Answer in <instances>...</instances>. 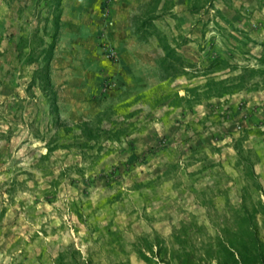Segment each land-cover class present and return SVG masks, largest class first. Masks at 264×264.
<instances>
[{
	"label": "rangeland",
	"instance_id": "obj_1",
	"mask_svg": "<svg viewBox=\"0 0 264 264\" xmlns=\"http://www.w3.org/2000/svg\"><path fill=\"white\" fill-rule=\"evenodd\" d=\"M148 2L67 0L63 7L61 0L55 30L50 0H0V211L6 208L0 214V264H56L67 244L88 264H178L170 253L175 228L194 221L213 233L240 203L245 181L232 139L242 129L243 146L259 158L254 169L261 189L250 190L262 204L256 221L264 244V88L212 97L191 109L138 102L130 109L141 108L134 119L144 127L120 143H106L111 150L96 160L84 162L74 147L40 157L53 133L52 117L39 88H27L34 65L26 55H38L52 38L51 70L68 74L58 113L70 123L157 87L176 90L203 81L161 78L157 40L140 41L134 32V16ZM191 2L173 0L172 9L154 21L169 39L188 38L180 48L187 59L206 65L219 54L254 63L259 47L246 44L239 30L264 42V0H214L229 22L211 9L192 13ZM115 27L123 37L113 36ZM52 179L57 182L50 185Z\"/></svg>",
	"mask_w": 264,
	"mask_h": 264
},
{
	"label": "trees",
	"instance_id": "obj_2",
	"mask_svg": "<svg viewBox=\"0 0 264 264\" xmlns=\"http://www.w3.org/2000/svg\"><path fill=\"white\" fill-rule=\"evenodd\" d=\"M214 0H192L190 11L198 13L201 9H211L215 15L221 16L229 22L221 11L214 6ZM54 7L53 25L55 30L60 24L61 0H50ZM173 0H149L147 8L140 16H134V32L140 41H146L149 36L155 37L158 46L163 51L158 64L161 78L174 81L178 76H184L188 81L202 78L197 84H186L180 89H169L161 86L152 90L150 95L138 94L131 100L117 105H109L98 111L90 118L75 122L61 119L58 113V92L51 81V60L53 57L55 40L44 44L40 53L34 56L27 53V64L34 65L28 87L36 85L45 96L52 117L53 133L45 141V153L42 159H48L57 149H78L82 160L89 163L96 160L103 152L111 149L106 143H120L135 131L142 129L134 117L141 108L130 109L138 102L150 108L159 104H166L171 109H191L212 97H225L241 91H254L264 88V42H258L239 30L247 39L246 44L259 47L252 55L254 63L240 64L230 62L217 54L206 65H199L187 59L180 48L189 40L182 35L171 39L158 28L154 21L161 19L172 9ZM219 28L220 25L214 21ZM253 48V47H252ZM217 73H223L216 75ZM182 90V93H180ZM239 137L232 139V147L236 155V166L240 168L245 183L241 187L240 203L230 208L221 221L214 225L213 233H209L205 226L192 221L175 228L172 233L171 257L178 264H264V244L260 241L256 216L262 207L261 202L253 201L251 188L261 189L258 175L254 169L259 161L257 153L243 146L244 133L242 129ZM77 172L83 169L74 166ZM70 167L61 169L58 177L66 174ZM57 182L52 179L50 185ZM16 181L11 180L13 188ZM8 193H11L9 190ZM2 208L0 214L5 213ZM56 264H88L81 252L72 244L65 245L55 258Z\"/></svg>",
	"mask_w": 264,
	"mask_h": 264
},
{
	"label": "crops",
	"instance_id": "obj_3",
	"mask_svg": "<svg viewBox=\"0 0 264 264\" xmlns=\"http://www.w3.org/2000/svg\"><path fill=\"white\" fill-rule=\"evenodd\" d=\"M67 0H63V7H65V2H66ZM63 11H64V13H65V8L63 9ZM110 32H112L113 33V36L114 37H116V36H120V37H123L124 36V32L122 33V32H120V30L117 28V27H115V28H112L111 30H110ZM117 38V37H116ZM125 43H126V41H123V46H122V50L123 49H125ZM51 81L55 84V85H60V90H59V92H58V94H59V102L60 101H62V95H63V92H62V89L63 88H66V84H64V78L66 77H68V74H67V71H66V69H55L54 68V66H53V69L51 70ZM78 78V77H77ZM70 102V101H69Z\"/></svg>",
	"mask_w": 264,
	"mask_h": 264
}]
</instances>
